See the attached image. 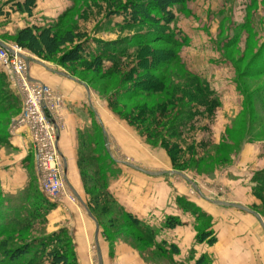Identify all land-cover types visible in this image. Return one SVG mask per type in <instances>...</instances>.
<instances>
[{
	"label": "rangeland",
	"instance_id": "obj_1",
	"mask_svg": "<svg viewBox=\"0 0 264 264\" xmlns=\"http://www.w3.org/2000/svg\"><path fill=\"white\" fill-rule=\"evenodd\" d=\"M22 1L0 0L1 44L17 46L14 42L17 30L31 25L50 26L58 35L70 31L82 36L48 60L23 49L21 53L30 58V66L46 72L43 65L48 71L60 72L86 86L91 125L78 136L80 143L84 138L95 153L103 151L115 161L108 192L116 202L135 215L131 203L139 192L128 180L122 181L130 175L146 180L147 186L174 189L187 198L189 201H182L185 217L196 233L209 222L214 234V218L222 214L237 229H258L252 212L264 224V0H185L173 7L175 18L169 28L176 31L178 39L182 34L189 37L176 50L177 54L218 92L216 105L198 93L194 79L173 61L161 69L151 66L135 79L131 74L142 60L141 47L126 59L118 58L120 63L115 66L103 62L98 70L91 60L59 63L80 42L92 49L95 40L133 41L140 32L159 29L145 23L122 27L109 15V11L118 10L129 1L144 0H36L31 16L11 8L12 3ZM148 48L154 55L157 50L169 49L155 42ZM151 77L161 79L163 88L147 95L121 97L122 89L131 87L138 93L139 80L151 81ZM199 102L202 113L193 117L188 126L179 128L182 133L178 139L171 136L173 131L169 132L168 127L178 125L181 108L187 103L196 108ZM207 106L211 108L208 113ZM20 108L19 98L15 109L0 114V167L8 165V137H3L4 132ZM175 139L177 148L172 144ZM255 144L263 151H257ZM174 163L181 169L176 170ZM245 171L253 173L249 177L241 175ZM33 175L34 179L28 183L35 185L38 194L31 199L37 200L35 195L39 196L41 191L37 169ZM113 182L119 185L112 187ZM83 187L84 194L79 198L66 186L60 200L53 202L60 210L51 209L45 214L41 211L44 216L34 220L31 229L22 236L4 235L0 241L8 242L12 237L13 244H21L64 228L72 248L69 259L75 264H171L144 243L113 208L92 211V195L98 190L91 183L89 189ZM136 199L144 203L139 196ZM233 205L244 207L249 213ZM201 212L205 216H197ZM152 217L147 219L148 224L158 228L157 219ZM161 235L159 232L156 239Z\"/></svg>",
	"mask_w": 264,
	"mask_h": 264
},
{
	"label": "trees",
	"instance_id": "obj_2",
	"mask_svg": "<svg viewBox=\"0 0 264 264\" xmlns=\"http://www.w3.org/2000/svg\"><path fill=\"white\" fill-rule=\"evenodd\" d=\"M184 1L144 0L141 3L129 1L118 10L109 11L110 17L116 19L115 23L117 25L128 28L145 23L158 26L159 29L140 32L133 37L135 38L133 41L130 38L114 41L93 40L96 45L92 49L85 47L86 44L80 42L65 53L59 59V63L91 60L94 69L98 70L103 66V62L106 61L110 63V66H115L120 63L118 58L124 57L126 59L131 53L133 54L136 48L141 47L142 60L132 69L131 74L135 79L138 80L151 66L161 69L162 66L165 67L170 61H173L186 75L194 79L198 93L205 95L211 105L219 104L218 92L212 87L211 83L199 72L188 68L180 60V55L177 54L176 50L181 46L183 47L189 37L182 34L181 39H178L176 31L170 29L169 26L175 18L173 7L180 5ZM35 2L36 0L15 2L12 3L11 8L31 16L35 8ZM81 38L82 36L74 35L70 31L65 32L63 35H58L50 26L31 25L17 30L14 42L19 48L28 51L33 56L48 60L53 58L67 44L71 45L76 39L81 40ZM151 42L167 45L169 49L157 50L155 52L156 55L150 54L148 47ZM151 78V81L139 80L137 85L139 87L138 93L130 90L131 87L122 89L121 97L136 96L143 93L147 95L154 90L163 88L161 79L157 77ZM18 100V96L9 88L6 77L0 70V114L15 109ZM201 106L202 103L200 102L196 108L191 103L185 104L181 108L180 115H182V119L178 122V125L173 126L171 124L168 127L169 132L173 131L171 136H175V138L179 137L182 133L179 128L188 126V122L193 117L202 113L200 110ZM205 110L207 112L211 108L207 106ZM4 133L3 137L5 136L4 138L6 139L8 137V130H5ZM177 142L175 139L172 143L176 148ZM93 150L91 143L86 142L82 138L77 161L81 181L86 190L87 188L89 189L90 183L92 187L98 190L96 194L92 195L93 200L90 204L92 209L94 208L92 211L100 212V208H113V210L124 216L144 243L150 245L158 254L168 258L171 263L172 256L179 254L177 246L174 244L167 245L164 240L157 241L156 237L160 232L159 228L139 219L116 202L115 198L108 192L109 180L114 175L112 166L115 164V161L109 154L100 150H97L98 152L95 153ZM178 165L177 163L173 165L176 170L181 169ZM33 194L38 193L35 185H30V183L13 194L0 192V236H11L14 234L22 236L21 234L31 229L34 220H38L40 216H44L48 210L56 206L41 191H39V196L35 195L37 200L31 199ZM41 211L44 214H41ZM197 216L203 217L205 214L201 212ZM182 224L183 222L178 217L168 216L162 228L172 229ZM215 241L216 239L209 229V222L205 226L203 225L202 229L197 230V243L206 242L208 245H212ZM69 249L72 248L64 228H60L58 231L44 237L32 238L21 244H13L12 237H9L8 242L0 241V264H75L69 259ZM194 264H211V260L208 259L207 255H201L195 260Z\"/></svg>",
	"mask_w": 264,
	"mask_h": 264
},
{
	"label": "crops",
	"instance_id": "obj_3",
	"mask_svg": "<svg viewBox=\"0 0 264 264\" xmlns=\"http://www.w3.org/2000/svg\"><path fill=\"white\" fill-rule=\"evenodd\" d=\"M41 67L46 72L30 66L29 62L31 78L44 82L60 92L65 98V107L62 110L65 128L59 135L58 149L64 164L66 186L69 191L82 198L84 187L77 165L80 145L78 135H80L79 132L90 128L91 125L92 114L87 105V88L82 82L60 72L48 71L43 65ZM253 147L257 151L262 150L257 144ZM34 169L36 170V159L32 141L24 132L11 134L8 128V165L0 167V192L13 194L24 188L28 182L34 179ZM252 173L245 171L241 175L249 177ZM126 180L139 192L138 196L144 201L142 204L140 200L136 199L138 196H133L131 212L146 222L150 216L156 218L160 234H162L157 241L164 240L167 245L174 244L179 249V254L172 256L171 264H194L201 255H209L211 264H264V224L254 212L250 214H253L255 220L258 221V229L256 227L250 228V231L243 227L237 229L236 226L230 225L222 214L219 215L220 218L218 216L214 218V225H212L216 241L212 245H208L206 242L197 243V233L191 222L185 217L186 212L184 211L186 210L182 201H189L187 198H183L174 189H160L153 187L152 184L147 186L146 180L135 176L128 175L126 179H122V181ZM116 182L110 185L116 187L119 185ZM142 186H146V188ZM120 201L123 202L122 199ZM56 210H60L59 205L52 209L53 212ZM206 212L211 214L208 210ZM168 216L178 217L183 224L172 229L162 228Z\"/></svg>",
	"mask_w": 264,
	"mask_h": 264
},
{
	"label": "built area",
	"instance_id": "obj_4",
	"mask_svg": "<svg viewBox=\"0 0 264 264\" xmlns=\"http://www.w3.org/2000/svg\"><path fill=\"white\" fill-rule=\"evenodd\" d=\"M10 49L12 53L0 46V70L9 88L20 98L21 108L9 133L24 132L32 141L40 190L47 199L57 202L66 191L64 164L58 149V138L65 128V98L44 82L31 78L30 61L19 56L21 48Z\"/></svg>",
	"mask_w": 264,
	"mask_h": 264
},
{
	"label": "water",
	"instance_id": "obj_5",
	"mask_svg": "<svg viewBox=\"0 0 264 264\" xmlns=\"http://www.w3.org/2000/svg\"><path fill=\"white\" fill-rule=\"evenodd\" d=\"M0 46L6 48V49H7L8 51H10L11 53L13 52V51L10 49V47H8V46H6V45H3V44L0 43ZM19 56H21L22 58H24L26 61H30V58H28L27 56H25V55H23V54H20ZM67 77L70 78V76H67ZM175 173L178 174V175H181L183 178H185L181 173H178V172H176V171H175ZM233 206L236 207V208H238L239 210L249 212V210L246 209V208H244V207L237 206V205H233Z\"/></svg>",
	"mask_w": 264,
	"mask_h": 264
}]
</instances>
